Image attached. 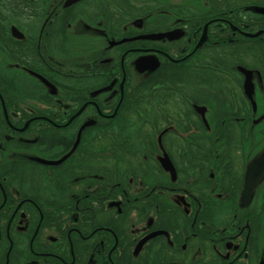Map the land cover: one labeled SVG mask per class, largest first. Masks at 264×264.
I'll list each match as a JSON object with an SVG mask.
<instances>
[{"label":"flooded vegetation","instance_id":"af4514ba","mask_svg":"<svg viewBox=\"0 0 264 264\" xmlns=\"http://www.w3.org/2000/svg\"><path fill=\"white\" fill-rule=\"evenodd\" d=\"M197 2L0 0V264H264V0Z\"/></svg>","mask_w":264,"mask_h":264},{"label":"water","instance_id":"95a60500","mask_svg":"<svg viewBox=\"0 0 264 264\" xmlns=\"http://www.w3.org/2000/svg\"><path fill=\"white\" fill-rule=\"evenodd\" d=\"M245 168L242 201L250 199L251 187L258 184L264 178V146L248 161Z\"/></svg>","mask_w":264,"mask_h":264},{"label":"rangeland","instance_id":"374dc122","mask_svg":"<svg viewBox=\"0 0 264 264\" xmlns=\"http://www.w3.org/2000/svg\"><path fill=\"white\" fill-rule=\"evenodd\" d=\"M192 1H196V3L198 4V0H192ZM160 2H162V3H166L165 1H160ZM159 2V3H160ZM156 5V4H155ZM205 5H206V3H205ZM3 63H6V62H4V61H2ZM1 67H0V73L3 75V74H7V71H5V69H3V64L2 65H0ZM21 94H23L22 92H20Z\"/></svg>","mask_w":264,"mask_h":264}]
</instances>
